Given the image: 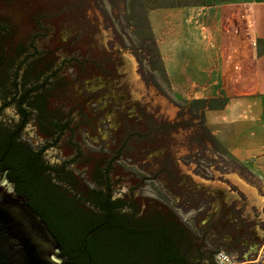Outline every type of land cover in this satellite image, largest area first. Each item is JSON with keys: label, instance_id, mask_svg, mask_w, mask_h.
Instances as JSON below:
<instances>
[{"label": "rangeland", "instance_id": "obj_1", "mask_svg": "<svg viewBox=\"0 0 264 264\" xmlns=\"http://www.w3.org/2000/svg\"><path fill=\"white\" fill-rule=\"evenodd\" d=\"M201 1L0 0V38L6 37L0 39L2 48L46 50L50 53L44 64L61 66L53 108L66 127L51 143L52 136L38 130L33 108L23 104L30 113L23 120L20 105L4 107L2 99L0 124L9 129L22 124L20 139L35 150L50 141L43 159L71 172L80 171L73 160L81 161L82 155L95 167L115 157L120 144L128 145L112 166L114 196L129 192L141 206L151 199L163 202L189 227L201 230L206 216L219 217L228 210L224 216L234 220L229 210H241L238 218L245 220V230H256L263 238L264 205L253 202L236 179L248 176L244 166L204 123V109L212 102L192 98L175 86L173 72L187 49L188 29L197 33L201 10L196 4ZM187 4L194 8H184ZM223 12L232 17L224 23L231 31L224 49L229 50L235 38L251 46L248 10ZM70 53L77 55L76 66L86 61L91 70L87 85L73 81L66 56ZM86 88L92 102L85 109ZM131 208L129 204L124 212L130 214ZM102 236L108 238L102 252L117 247L124 264H148L147 255L131 242L108 233ZM221 238L224 242L227 237ZM251 245L239 254L217 249L233 264H264V247L255 258Z\"/></svg>", "mask_w": 264, "mask_h": 264}, {"label": "flooded vegetation", "instance_id": "obj_2", "mask_svg": "<svg viewBox=\"0 0 264 264\" xmlns=\"http://www.w3.org/2000/svg\"><path fill=\"white\" fill-rule=\"evenodd\" d=\"M5 38L4 35L0 39L4 41ZM48 52L39 49L2 48L1 43L0 99H2L4 107L12 103H15L17 107L20 105L23 120L27 119L30 114L29 110L23 107V104L28 105V108H33L38 130L42 132V136H52L53 141L51 143H53L61 132L60 122L56 117L58 115L53 108L57 85L60 84L61 80V66L55 67L44 64L45 57L49 56ZM66 56L69 57L67 60L72 64L70 68L74 71L71 74L73 81L75 83L84 82L87 85L91 81L92 72L87 70L86 61L76 66L74 63L77 57L76 53H70ZM63 65L65 66V64ZM20 69L22 73H20ZM84 102L86 109L92 102L90 89L86 88ZM1 114L2 109H0ZM21 129L22 124L13 129L0 124V133L2 130L7 134L19 133L21 136ZM13 140L14 136L10 138L7 144L0 147L4 149L7 146L8 151H10L13 144L19 146L18 143L22 141L17 137L15 141ZM51 143L46 140L43 146L35 150L25 142L26 148L41 153L39 171L33 182L37 191L43 197L53 198L62 203L66 209L76 212L84 206L78 199L83 197L88 199L93 194L92 189H98L104 204L111 203V212L121 216L122 226L135 231L139 237H142L139 243L137 241L131 242V244L147 255L145 258L148 264H221L217 258L221 251L217 248L225 247L232 252L237 251L239 254V252H243L244 248L252 244L251 251L256 258L264 247V235L262 238L256 230H245V220L241 218L242 216H239L240 219L238 218L241 210L238 214L235 210H229L235 216L234 220L226 219L224 216L226 210L219 217L206 216L209 218L207 225L201 230L198 227L195 229L189 227L172 208L163 202L151 199L146 201L144 206H141L139 198H134L133 194L123 190L122 194H119L122 198L114 196L116 193L111 176L112 166L116 160L123 156L128 145L120 144L115 157L106 159L102 163L103 165L95 167L91 166V159L87 155H82L81 161L73 160L80 165V171L71 172L67 167L50 164L43 159L44 149ZM79 157L81 158V155ZM1 161L3 162V159ZM10 171V167L3 168L0 170V175L10 181L17 191L16 180L9 176ZM57 180L64 185L63 189L55 185L54 181ZM130 196L133 198L124 200ZM69 200H73L71 205L68 204ZM129 204L132 208L129 211L130 214H126L124 209H127ZM211 235L214 236L215 240L210 238ZM223 236L227 237L224 242L221 241Z\"/></svg>", "mask_w": 264, "mask_h": 264}, {"label": "crops", "instance_id": "obj_3", "mask_svg": "<svg viewBox=\"0 0 264 264\" xmlns=\"http://www.w3.org/2000/svg\"><path fill=\"white\" fill-rule=\"evenodd\" d=\"M248 10L250 41L234 39L226 51L224 10ZM184 8H194L185 5ZM195 34L188 29L181 63L173 72L176 88L211 101L204 123L219 144L244 166L238 175L251 200L264 205V0H204L196 4ZM232 21V20H231Z\"/></svg>", "mask_w": 264, "mask_h": 264}, {"label": "trees", "instance_id": "obj_4", "mask_svg": "<svg viewBox=\"0 0 264 264\" xmlns=\"http://www.w3.org/2000/svg\"><path fill=\"white\" fill-rule=\"evenodd\" d=\"M59 127L62 131L66 125L60 123ZM12 136H14L13 141L16 137L20 138L19 133L7 134L1 130L0 146L7 144ZM18 145L13 144L10 151L7 146L4 149L0 147V170L11 168L9 176L16 180L18 193L27 198L30 206L46 221L63 247L62 255L76 264H124L122 249L114 247L110 248V251L102 252L104 243L108 239L102 236L103 233L138 243L142 237L122 226L121 216L111 212V203L104 204L96 188L92 189L93 194L88 199L84 197L78 199L87 206L76 212L66 209L62 203L53 198L43 197L33 185L39 171L41 153L26 148L25 142L20 141ZM54 183L60 189L64 188L58 180ZM72 202L73 200H69L68 204L71 205Z\"/></svg>", "mask_w": 264, "mask_h": 264}, {"label": "water", "instance_id": "obj_5", "mask_svg": "<svg viewBox=\"0 0 264 264\" xmlns=\"http://www.w3.org/2000/svg\"><path fill=\"white\" fill-rule=\"evenodd\" d=\"M62 250L42 216L0 175V264H76Z\"/></svg>", "mask_w": 264, "mask_h": 264}, {"label": "built area", "instance_id": "obj_6", "mask_svg": "<svg viewBox=\"0 0 264 264\" xmlns=\"http://www.w3.org/2000/svg\"><path fill=\"white\" fill-rule=\"evenodd\" d=\"M217 258H218V261L221 263V264H229V263H232L231 260H230V257L225 254L224 251H221L218 255H217Z\"/></svg>", "mask_w": 264, "mask_h": 264}]
</instances>
